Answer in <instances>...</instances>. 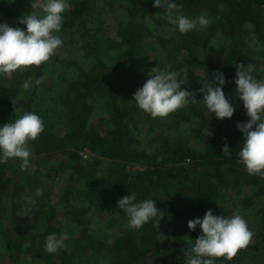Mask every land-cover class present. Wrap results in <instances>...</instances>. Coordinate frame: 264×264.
I'll list each match as a JSON object with an SVG mask.
<instances>
[{
  "label": "trees",
  "instance_id": "trees-1",
  "mask_svg": "<svg viewBox=\"0 0 264 264\" xmlns=\"http://www.w3.org/2000/svg\"><path fill=\"white\" fill-rule=\"evenodd\" d=\"M88 1L82 0L64 16L62 31L75 28L87 11ZM176 1L179 3L180 14L193 19L203 14L211 21L206 29L194 30L187 34L171 29V37L164 39L159 45L162 54L167 53L172 57H175L173 56L175 54L186 53V57L195 62L202 73L199 81L187 87L182 86L193 92L199 102L171 114L168 128L179 129L182 124L198 121L197 133L205 132L206 129L211 133L204 138L203 150L197 151L189 143L179 141L172 150L171 162L162 165L158 160L159 151L148 152L133 133L132 128V125L138 123L157 126L160 118L150 117L137 107L135 101H130L123 96V88L114 79L93 69L79 70V73L67 82L62 94L56 100L62 113L61 134L44 130L33 144H31L32 141L29 142V147L31 145L33 152L37 155H49L55 151L68 154L70 162L67 164L66 161L67 165H63L72 171L71 175L76 184H87L86 181L89 182L91 177L90 166L87 168L79 163V151L86 148L96 153L100 158L97 162L101 159L111 161L105 182L100 189L99 200L106 204L111 215L110 220H113L118 228L115 232H111L112 236L108 241L102 240L97 234L94 235L95 233H90L88 207L66 204L64 195L62 196L64 198L62 215L69 216L71 232L77 229L76 236L73 238L74 244L55 254L47 253L44 251L47 235L64 233V229L61 224L59 227L50 225L52 221H56L57 215L54 216L56 204H52L51 195L44 191L45 193L35 200L36 207L38 202L42 201L43 207L47 208L48 215L45 217L47 227L32 236L31 248H28L42 261L51 262L55 259L57 264H140L143 262L159 245L157 226L160 223L159 219L149 222L141 230L131 229L128 227L126 215L117 207V202L129 193L135 192L138 195L144 192L145 187L151 184L160 189L168 219L177 223L180 228L177 233V247L192 246L189 240L187 242L188 235L189 239L191 237L196 239L201 233L199 226L195 231L188 229L189 220L203 218L209 209L217 216L230 217L239 214L243 217L242 213H248L256 204L258 197L264 198V179L249 175L237 159L244 138L237 129V124L246 123L249 118L243 102L239 100L238 93L235 92L236 84L234 83L236 64H253L255 66L253 75L256 77L258 58L254 51H257V48L249 50L245 28L251 27L255 43H263L262 46H264V0ZM155 10L156 8L149 0H132L127 10L128 20L119 30V35L123 38L122 57L128 58L132 68L150 69L156 65L155 57L149 55L146 59V52H143L141 24L131 20L134 16L144 17ZM8 22L13 28L26 27L11 20ZM217 32L226 39V48L218 54L204 53L201 58L200 51L206 50L208 45L212 44ZM42 70L43 64L14 73L10 77H0V125L12 122L25 113L17 116L9 115L11 109L14 110L21 105L22 99L18 97L25 81H29L31 88H34L37 85L35 82L42 79ZM217 71L224 74L227 83L223 91L236 109L231 119L220 120L215 118L214 114L211 118L202 102L203 94L200 89L214 79ZM202 80L205 83H200ZM94 95L102 100V106L109 115L106 123L108 128L106 127L105 130L89 124V119L94 113V104L91 100ZM31 97L32 95L28 94L26 113L30 111ZM225 144L232 151L231 158L222 153ZM129 162H138L147 168L141 172L127 174L124 167ZM185 162H188L192 168L189 174H187L190 172L188 168L183 167ZM4 165L5 163L0 164V180L3 177ZM243 184L254 190L252 196L241 195L237 188ZM37 189L43 191V185ZM91 192L90 189L87 197L91 196ZM14 196L15 194L11 195V197ZM22 206L11 204L16 212L22 211ZM257 214L258 221L253 223L252 227L248 225L253 236L247 248L239 250L230 261L224 258L217 259L216 264H264V211H259ZM16 219L15 223L18 224V216ZM16 230L20 233L19 226ZM185 233L187 238H183ZM14 241L13 237L8 238L7 252L13 249ZM44 262L40 261L38 264Z\"/></svg>",
  "mask_w": 264,
  "mask_h": 264
},
{
  "label": "rangeland",
  "instance_id": "rangeland-1",
  "mask_svg": "<svg viewBox=\"0 0 264 264\" xmlns=\"http://www.w3.org/2000/svg\"><path fill=\"white\" fill-rule=\"evenodd\" d=\"M82 0H69L71 8L65 13L68 14ZM132 0H89L87 11L77 22L72 30L62 31L61 39L63 45L56 50V54L50 60L43 64L41 83L34 88L24 87L19 92L21 105L14 110L11 109L9 115H20L26 113V102L28 94H31L30 111L37 113L44 121L45 130L61 134L62 113L56 100L59 98L67 84L78 73L79 70L86 71L93 69L106 77L114 79L123 90V96L133 101V95L137 89L142 87L148 78V73L156 67L161 70L178 71L187 73V85L199 81L201 71H199L195 62L186 57V53L181 55L162 54L159 47L160 42L171 37L172 25L169 23L167 13L162 8H156L154 12L145 15L134 16L133 22L141 24L142 41L141 45L146 56L152 55L156 59V65L148 68H132L128 58L122 57L123 38L119 35V30L123 28L128 20V8ZM148 1V0H147ZM151 4H153V0ZM177 3V1H176ZM179 5V3H177ZM33 11H39L34 9ZM32 12L31 0H15L9 3V0H0V23H7L8 20L18 24V21L24 14ZM180 14V10L178 9ZM64 15V16H65ZM12 27V26H10ZM246 42L251 51L257 48L256 58H258V68L256 72L257 79H264V46L263 43L256 44L252 28L246 26ZM212 44L200 51L199 56L204 53L218 54L226 48L227 41L218 32L215 35ZM255 43V44H254ZM111 46L113 48L111 49ZM124 49V48H123ZM175 60L173 63L170 61ZM32 69V66L26 68ZM25 69V70H26ZM33 79V77H31ZM31 79V80H32ZM205 83L202 80L200 83ZM30 85V84H29ZM94 113L89 119V124L100 130L108 128L109 115L102 106V100L94 95L93 98ZM90 100V101H91ZM26 106H25V105ZM13 112V113H12ZM171 114L164 119L159 120L157 126L138 123L134 120L132 125L133 133L142 142L148 152L159 151V162L163 165L171 162L172 150L177 142L190 144L197 151L204 148L205 132L198 130V121H191L181 125L179 129L168 128ZM107 127V128H106ZM32 141L31 144H33ZM31 149L30 167L22 171L18 160L9 159L3 170V177L0 180V264H38L42 261L40 257L32 254L28 248H31L30 242L32 236L47 227L45 217L48 215L46 206L43 207L42 201L36 200L28 203L26 197L34 196L39 186L43 185V194L48 192L51 195L52 204L55 203L54 213L56 221L51 222V226L59 227L62 225L64 232L69 234V240L66 241L67 248L72 247L76 236V231L71 232L69 216L63 214L62 205L65 195L66 204L70 203L77 207H88L89 209V230L90 233L100 236L102 240L108 241L115 232L118 225L110 220V213L104 202L99 200L101 187L105 182L106 172L111 161L106 159L99 160L96 153L84 148L79 151V163L89 168L91 177L87 184H76L72 171L63 165L70 162L68 154L63 151H55L49 155H37ZM65 160V161H64ZM66 164V165H67ZM191 173L192 168L188 162L183 165ZM147 167L138 162H129L124 169L127 174H134L144 171ZM91 189V196L87 197V192ZM239 192L243 196H252L254 190L247 185H239ZM45 191V192H44ZM174 193V190H172ZM15 194L14 197H11ZM67 195V196H66ZM138 200L152 199L156 201V207L160 210V223L158 226L159 245L151 254L140 264H185L187 253L192 246H176L178 240V224L168 219L165 212V201L161 199V192L158 187L150 185L145 187L144 192L137 195ZM158 200H157V199ZM98 199V200H97ZM96 200V201H95ZM159 201V202H158ZM26 202V204H23ZM11 204L22 206V211L16 212ZM264 211V198L258 197L256 204L248 213H242L243 218L248 225L252 227L253 223L258 221V212ZM16 216H18V224ZM115 216V215H113ZM44 217V219H42ZM20 218V219H19ZM118 221V219H116ZM119 222V221H118ZM17 226L20 227V233H17ZM201 234V233H200ZM198 234V235H200ZM15 239L13 249H6L8 238ZM187 238V234L183 235ZM188 240L191 245L194 244V238ZM16 243V244H15ZM49 261V260H48ZM56 263V260H51ZM50 261L43 264H52Z\"/></svg>",
  "mask_w": 264,
  "mask_h": 264
},
{
  "label": "clouds",
  "instance_id": "clouds-1",
  "mask_svg": "<svg viewBox=\"0 0 264 264\" xmlns=\"http://www.w3.org/2000/svg\"><path fill=\"white\" fill-rule=\"evenodd\" d=\"M15 0H9L14 3ZM153 7L162 8L167 13L173 31L187 34L194 30L206 29L211 21L206 15L189 18L179 14L176 0H153ZM32 12L24 14L18 23L24 29L10 27L0 23V77H10L14 73L23 72L30 66H40L56 54L63 45L61 32L65 13L71 8L69 0H31ZM39 9V11H33ZM234 83L235 92L243 102L248 116L246 123H238L237 129L243 134V141L238 152V162L249 175L264 179V79H257L253 72L255 66L236 64ZM37 85L40 80L35 82ZM187 73L152 68L146 82L136 90L132 100L137 107L152 118H167L170 114L184 109L190 104L199 102L193 92L182 88L187 85ZM227 80L222 72L217 71L214 79L202 86V102L207 113L215 118L231 119L235 107L226 98L223 87ZM29 83H25L27 89ZM201 101V100H200ZM43 119L35 112H27L12 122L0 125V164L9 159L18 160L21 170L30 167L31 149L29 142L35 141L44 132ZM205 134H211L206 129ZM224 156L231 158L232 151L225 144L222 148ZM43 195L37 189L34 196L26 197L28 203ZM117 207L126 215L128 227L141 230L149 222L161 221V211L152 199L138 200L135 192L129 193L117 202ZM197 226L201 234L194 240L187 253L185 264H216V260L224 258L232 260L237 252L247 248L253 233L247 221L239 214L230 217L214 215L209 209L203 218L188 221L189 230L195 231ZM69 234L51 233L45 239L44 251L55 254L66 250Z\"/></svg>",
  "mask_w": 264,
  "mask_h": 264
}]
</instances>
